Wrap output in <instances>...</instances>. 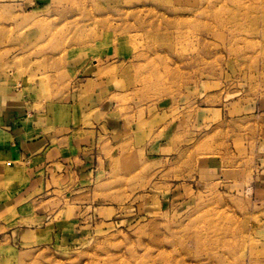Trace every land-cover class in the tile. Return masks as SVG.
I'll list each match as a JSON object with an SVG mask.
<instances>
[{"label": "rangeland", "instance_id": "374dc122", "mask_svg": "<svg viewBox=\"0 0 264 264\" xmlns=\"http://www.w3.org/2000/svg\"><path fill=\"white\" fill-rule=\"evenodd\" d=\"M207 1L0 0V84L56 135L94 138L0 264H264L263 58L196 25ZM96 109L111 137L82 130Z\"/></svg>", "mask_w": 264, "mask_h": 264}, {"label": "crops", "instance_id": "0c3cea01", "mask_svg": "<svg viewBox=\"0 0 264 264\" xmlns=\"http://www.w3.org/2000/svg\"><path fill=\"white\" fill-rule=\"evenodd\" d=\"M91 68L87 66L85 79L95 87V103L100 105L107 80L97 75L99 68ZM30 104L14 85L0 84V242L10 247L32 240L31 213L25 204L54 174L63 177L69 167L84 163L94 147V138L86 134L56 135L44 125L45 114L31 110ZM95 111V125L83 131L111 137L120 129L107 110ZM22 220L28 223L20 224Z\"/></svg>", "mask_w": 264, "mask_h": 264}, {"label": "bare ground", "instance_id": "6f19581e", "mask_svg": "<svg viewBox=\"0 0 264 264\" xmlns=\"http://www.w3.org/2000/svg\"><path fill=\"white\" fill-rule=\"evenodd\" d=\"M136 1L122 0L126 4ZM257 5L258 0H208L204 7L197 10L202 17H195L194 22L197 25L204 18L208 20L203 23L204 28H214L219 34H224L226 30L230 40L235 42L233 50L240 56L247 54L246 49H252L253 54L260 53L263 58L261 69L264 70V7L260 12Z\"/></svg>", "mask_w": 264, "mask_h": 264}]
</instances>
